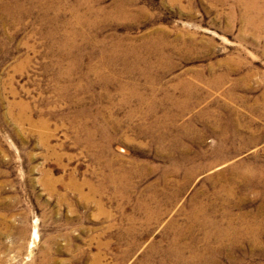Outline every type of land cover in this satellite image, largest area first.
Instances as JSON below:
<instances>
[{
	"label": "rangeland",
	"instance_id": "374dc122",
	"mask_svg": "<svg viewBox=\"0 0 264 264\" xmlns=\"http://www.w3.org/2000/svg\"><path fill=\"white\" fill-rule=\"evenodd\" d=\"M0 264H264V0H0Z\"/></svg>",
	"mask_w": 264,
	"mask_h": 264
},
{
	"label": "bare ground",
	"instance_id": "6f19581e",
	"mask_svg": "<svg viewBox=\"0 0 264 264\" xmlns=\"http://www.w3.org/2000/svg\"><path fill=\"white\" fill-rule=\"evenodd\" d=\"M35 233V232H34ZM35 235V234H34Z\"/></svg>",
	"mask_w": 264,
	"mask_h": 264
}]
</instances>
